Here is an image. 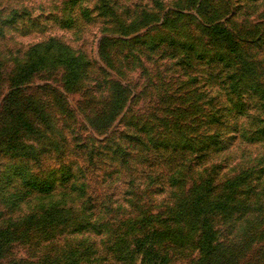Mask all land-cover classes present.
I'll use <instances>...</instances> for the list:
<instances>
[{
    "label": "rangeland",
    "instance_id": "374dc122",
    "mask_svg": "<svg viewBox=\"0 0 264 264\" xmlns=\"http://www.w3.org/2000/svg\"><path fill=\"white\" fill-rule=\"evenodd\" d=\"M36 60L17 94L42 109L25 114L37 132L20 133L36 156L0 155V264H142L126 253L140 232L132 220L152 215L140 234L162 232L204 169L218 168L221 184L253 167L263 187L264 0H0V108L10 78ZM30 182L68 187L18 192ZM260 204L251 224H232L238 238ZM182 230L157 243L169 264L197 258L196 234ZM251 248L245 260L264 264Z\"/></svg>",
    "mask_w": 264,
    "mask_h": 264
},
{
    "label": "trees",
    "instance_id": "16d2710c",
    "mask_svg": "<svg viewBox=\"0 0 264 264\" xmlns=\"http://www.w3.org/2000/svg\"><path fill=\"white\" fill-rule=\"evenodd\" d=\"M214 29L215 32L213 34L223 32L219 28ZM220 36L225 39L226 43H231L232 46L235 45L230 35L224 34ZM73 60L74 58H72ZM39 61L36 60L23 65L10 78L11 86L15 89L8 93L0 108V155L2 156L6 155L16 158H34L36 156L31 146L28 147L22 143L20 133L35 134L37 132L34 125L25 117V114L31 112L39 116L42 109L28 101L17 104V94L21 91L18 88L19 84H22L37 71ZM68 62L69 60H66V65ZM261 120L264 121V116ZM215 122L213 121V123ZM208 138L214 140L211 142V145L214 146L221 141L218 134ZM235 139L237 138L235 137ZM129 140L136 142L138 145H143L141 138L138 140L137 136L130 137ZM148 141L152 142L156 149L160 148L165 152L172 151L174 153V150H177V144L169 139H164L161 142H158V140L154 142L152 139H148ZM209 146L210 144L207 143L205 148ZM118 152L121 151L114 150L113 153L116 154ZM206 157L207 155L204 158ZM217 169H214V167L204 169L203 176L192 180L187 187V183L182 180L179 181V188H186L185 190L181 189V195L172 210V218L158 221L163 222V225L167 227L162 232L152 230L143 232L142 235L140 234L143 225L157 221L152 215L145 219L147 221L142 219L132 220V227L140 232L132 240V249H126L128 256L130 257L132 254L140 255L142 264H169L170 260L164 250L157 246V243L169 238L165 236L170 231L175 240L180 241L182 238L181 231L184 228L196 234L193 250L196 252L197 258L194 264H245L246 262V264H254L256 259L254 262L245 260L247 253L253 248L251 246L254 244L262 248H260V253L264 256V213L257 223H253L254 225L248 227V230H244L243 236L238 238L237 235L231 232V228H235L232 225L234 222L243 220L251 224L256 217H251L250 213L263 210L260 201L261 198H264V184L262 185L263 187H259V185L251 183V179L255 174V168L253 167L244 168V170L223 180L221 184H216L214 171ZM67 187L59 185L56 188H50V186L44 185L39 189L34 182H30L29 184L21 185L22 190L18 192L23 191L26 195L34 193L49 194L57 190V188L66 189ZM81 188L84 190L83 185ZM84 193L86 194L87 192L84 191ZM89 206L92 207L93 204L89 202ZM226 221L229 222V225L226 229H223L221 225ZM167 222H169V225H167ZM166 249L169 248L166 247Z\"/></svg>",
    "mask_w": 264,
    "mask_h": 264
}]
</instances>
